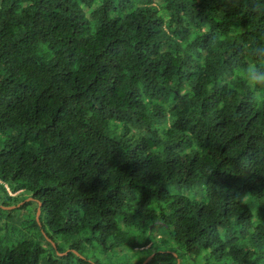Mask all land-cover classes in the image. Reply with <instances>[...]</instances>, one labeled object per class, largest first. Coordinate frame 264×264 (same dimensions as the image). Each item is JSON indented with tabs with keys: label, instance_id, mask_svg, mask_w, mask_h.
<instances>
[{
	"label": "trees",
	"instance_id": "16d2710c",
	"mask_svg": "<svg viewBox=\"0 0 264 264\" xmlns=\"http://www.w3.org/2000/svg\"><path fill=\"white\" fill-rule=\"evenodd\" d=\"M248 63L264 0H0V264H264Z\"/></svg>",
	"mask_w": 264,
	"mask_h": 264
},
{
	"label": "clouds",
	"instance_id": "9594fccd",
	"mask_svg": "<svg viewBox=\"0 0 264 264\" xmlns=\"http://www.w3.org/2000/svg\"><path fill=\"white\" fill-rule=\"evenodd\" d=\"M238 79L250 95L251 103L257 107L264 106V64L248 63L238 73Z\"/></svg>",
	"mask_w": 264,
	"mask_h": 264
},
{
	"label": "rangeland",
	"instance_id": "374dc122",
	"mask_svg": "<svg viewBox=\"0 0 264 264\" xmlns=\"http://www.w3.org/2000/svg\"><path fill=\"white\" fill-rule=\"evenodd\" d=\"M153 241L157 242L158 243L157 245H159V247L161 248L169 249L171 247L170 242L167 243L168 236L165 230H159L157 234L153 237ZM130 261H132V257L127 253L116 254L112 256L110 260L112 264H118L120 262L128 264L130 263Z\"/></svg>",
	"mask_w": 264,
	"mask_h": 264
},
{
	"label": "water",
	"instance_id": "95a60500",
	"mask_svg": "<svg viewBox=\"0 0 264 264\" xmlns=\"http://www.w3.org/2000/svg\"><path fill=\"white\" fill-rule=\"evenodd\" d=\"M38 214V212L36 213V215Z\"/></svg>",
	"mask_w": 264,
	"mask_h": 264
}]
</instances>
